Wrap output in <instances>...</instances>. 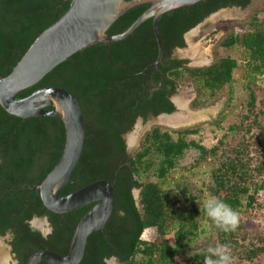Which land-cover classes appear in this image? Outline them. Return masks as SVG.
Segmentation results:
<instances>
[{
    "label": "trees",
    "instance_id": "obj_1",
    "mask_svg": "<svg viewBox=\"0 0 264 264\" xmlns=\"http://www.w3.org/2000/svg\"><path fill=\"white\" fill-rule=\"evenodd\" d=\"M68 0H0V72L6 75L33 39L67 8ZM251 8L244 21L224 22L227 30L214 44L215 58L203 67L182 65L170 58L173 48L184 46L183 33L211 12L230 5ZM148 4L126 10L107 32L125 29ZM206 23L205 26H210ZM162 58L156 67L141 73L157 55L151 19L142 22L122 40L96 43L71 55L36 84L17 93L25 96L39 87L57 85L79 101L85 138L71 179L60 194L71 192L97 178L108 179L114 188V210L104 227L89 235L79 264H103L115 255L118 264H177L176 256L189 250L190 240L213 228L216 247L227 244L232 261L260 264L264 254V0H205L173 9L159 19ZM219 49L236 50L237 56ZM238 73L235 78L234 74ZM188 79L195 89L192 109L213 101L219 91L236 79L246 92L245 113L228 126L215 144L206 147L189 138L200 125L167 128L154 125L146 131L131 157L125 155L122 134L137 116L174 110L170 96L177 84ZM229 103V102H228ZM60 119L40 115L20 118L0 106V235L11 231V250L17 263L49 248L62 251L59 242L70 241L73 229L91 206L65 213L47 210L35 189L57 161L63 147ZM188 149L197 151L194 161L181 170L212 160L207 189L210 196L228 204L238 214L248 213L259 225L249 229L239 217L235 231L225 232L194 204L187 186L175 182V167ZM138 187V202L132 188ZM178 192V195L176 192ZM187 202L190 205H187ZM121 213H123L121 215ZM46 215L52 230L46 236L31 228L29 219ZM261 217L263 221L258 218ZM154 227L156 238L141 233ZM171 236L173 241L167 238ZM208 247L187 253L182 264H205ZM65 250V249H64ZM41 264H48L42 260Z\"/></svg>",
    "mask_w": 264,
    "mask_h": 264
},
{
    "label": "water",
    "instance_id": "obj_2",
    "mask_svg": "<svg viewBox=\"0 0 264 264\" xmlns=\"http://www.w3.org/2000/svg\"><path fill=\"white\" fill-rule=\"evenodd\" d=\"M68 1L66 10L33 39L11 70L6 75L0 72V106L7 113L22 119L46 115L61 120L64 128L62 150L53 167L35 185V189L43 206L54 213L73 211L88 204L91 206L77 221L65 254L49 248L39 249L27 257L25 264H40L42 260L48 264H79L89 235L104 227L113 213L115 202L113 184L105 178H97L71 192L60 194L72 177L84 144V116L77 98L69 90L57 85L36 88L25 96H17V93L36 84L55 66L74 53L96 43L122 40L150 18L157 55L142 69L141 73L144 74L146 70L156 67L161 62L162 40L159 29L161 15L205 0ZM143 4L148 6L125 29L118 33L107 32L112 23L126 10ZM232 8L240 10L235 6ZM224 30L223 28L222 31ZM209 64L210 62L188 66L203 67ZM171 101L174 104L172 112L159 113L153 117L173 113L177 105L172 99ZM130 133L124 134L126 141ZM34 220L35 218L30 220V225L45 234V230L34 225ZM4 238L5 235L0 236L2 259L7 256V252H3Z\"/></svg>",
    "mask_w": 264,
    "mask_h": 264
},
{
    "label": "rangeland",
    "instance_id": "obj_3",
    "mask_svg": "<svg viewBox=\"0 0 264 264\" xmlns=\"http://www.w3.org/2000/svg\"><path fill=\"white\" fill-rule=\"evenodd\" d=\"M224 9H234V8L226 7L223 9H219L214 13L205 17L203 21H201L200 23L192 27L190 30H188L184 35L185 46L179 49H175L174 55L178 58H184V57L189 58V56L187 55V50L189 48V41L194 44L197 43L203 44L205 43V41H207L208 44L211 43V45L213 46L216 43V41L220 38V36L223 34V31H221L223 29L222 27H226V28L228 27V25L223 24L224 22L228 21L234 24L233 21H244L246 16L251 10V8L248 7L247 11L238 10L236 13L237 14L236 17L215 19L214 18L215 13ZM206 23H211V25L205 26ZM234 28L235 30H238L239 26L235 25ZM192 30H197L198 35L191 37L190 39H187L188 33L191 32ZM217 31H221L219 36L216 39L211 38L212 36H214V34H216ZM210 40L213 41L210 42ZM219 51L223 55L226 54H230L233 56L238 55V51L236 50L219 49ZM188 65H194V63L189 60ZM195 65H199V64H195ZM234 76L236 78L238 76V73H235ZM263 85H264V80L263 83L260 84V86ZM191 93L193 95L191 99H193V97L195 96V91L192 87V82L186 79L185 82L177 84L176 89L174 93L170 96V98L174 101V98L177 96H183L184 94L188 95ZM257 94L258 97H262L264 95V92L263 90L258 89ZM191 99L187 103V108L193 111L205 110V113L202 114L203 118L187 125L183 124L174 127H170L159 123H153L152 121L154 117H149L142 125H141V120L137 119L130 133V134L133 133V142L128 146L130 147L128 148L130 152L133 153L138 148L142 135L146 131L150 130V128L154 125H159L161 127H167V128H180V127H190L193 125H200L199 131L196 134L190 135L189 138L198 140L199 142H201V144L205 145L206 147H210L213 144H215L223 134H228L229 131L228 126L231 125L232 123L237 122L240 115L242 113H245L246 111V107H245L246 92L237 79L233 81L232 84L226 85L224 88H222L217 94V97L207 105H203L196 109H192L189 106V102L191 101ZM176 110L177 109H175V111ZM175 111L173 113H175ZM260 138H261V143L264 145V133L261 135ZM127 141H128V137H127ZM196 156H197L196 150L194 149L186 150L183 157L179 160L177 166L175 167L174 172L176 175L175 182L177 181L178 183H183L184 185H186L189 192L195 196V200H194L195 206L201 207L203 206V202L206 199L212 197L210 196L209 191L207 189V185L210 179L209 170L212 166V160L208 162H204L194 168L191 167L186 170H181L182 167H187L190 163H192ZM174 192H176V194L178 195L177 191L174 190ZM258 194L261 197V200H264V189L259 190ZM134 196L135 199L138 200L137 193H134ZM187 205H190V203L187 202ZM261 211L264 213V209H262ZM238 215L242 220H244L246 226L249 229L255 230V233L261 230V229L259 230V225H257V223L251 219L248 213L242 211ZM258 219L260 221H263L261 217H259ZM35 222H39V221L34 220V224ZM204 229H205L204 232L197 233L196 236L189 241L190 242V247L188 250L189 252L201 249L202 247H208V248L216 247L215 239L212 238L213 228L211 226L205 225ZM141 238L145 240L155 239L156 238L155 228L148 227L147 229H144L141 233ZM167 238L173 241V238L170 235L167 236ZM188 251L181 252L176 256L177 264H182L181 262L185 257H187ZM3 252L5 253V250ZM259 263L264 264V254L259 257ZM231 264H238V258L234 257V260L231 261Z\"/></svg>",
    "mask_w": 264,
    "mask_h": 264
},
{
    "label": "bare ground",
    "instance_id": "obj_4",
    "mask_svg": "<svg viewBox=\"0 0 264 264\" xmlns=\"http://www.w3.org/2000/svg\"><path fill=\"white\" fill-rule=\"evenodd\" d=\"M237 9H224L215 13V19H224L232 18L237 16ZM222 31V30H221ZM221 31H217L214 36L211 38L216 39ZM198 35L197 30H192L188 33V38ZM213 40H210L212 42ZM207 41L203 44H194L189 41V48L187 50V55L194 64H208L211 60V43L208 44ZM191 94H184L183 96H177L174 98V103L177 105V110L175 113L169 115L161 114L153 118V123H159L167 126H178V125H187L194 121H197L202 117V114L205 113V110L193 111L187 108L188 101L192 98ZM138 126V125H137ZM136 133V132H135ZM133 140V133L128 135V143H131ZM36 225L40 226L39 222H35Z\"/></svg>",
    "mask_w": 264,
    "mask_h": 264
},
{
    "label": "clouds",
    "instance_id": "obj_5",
    "mask_svg": "<svg viewBox=\"0 0 264 264\" xmlns=\"http://www.w3.org/2000/svg\"><path fill=\"white\" fill-rule=\"evenodd\" d=\"M204 211L207 217L225 232L235 231L239 226V215L225 202L215 197H209L203 202ZM123 213H121L122 215ZM6 239L12 238L9 231L5 234ZM205 257V264H231V248L227 244L219 245L215 248H208ZM117 257H104L103 264H116ZM9 258L0 259V264H8Z\"/></svg>",
    "mask_w": 264,
    "mask_h": 264
},
{
    "label": "flooded vegetation",
    "instance_id": "obj_6",
    "mask_svg": "<svg viewBox=\"0 0 264 264\" xmlns=\"http://www.w3.org/2000/svg\"><path fill=\"white\" fill-rule=\"evenodd\" d=\"M232 6H235V7H238V8H240V10H242V11H244V9H248V6L246 5V6H241V5H238V4H236V5H230V6H225V7H232ZM225 7H220V8H218V9H221V8H225ZM217 9V10H218ZM217 10H215V11H217ZM214 12V11H213ZM212 13V12H211ZM208 16V15H207ZM206 16V17H207ZM205 19V18H204ZM203 19V20H204ZM202 20V21H203ZM200 23V22H199ZM198 24V23H197ZM196 24V25H197ZM194 27V26H193ZM192 28V27H191ZM191 28H189L188 30H190ZM222 28H224L225 30L223 31V33L227 30V28L226 27H222ZM188 30H186L184 33H183V39H184V35H185V33L188 31ZM184 46H185V39H184ZM184 46H182V47H184ZM182 47H178V46H176V47H174L173 48V50H172V52L170 53V58L172 59V58H177V59H182L184 62L182 63V65H185V66H188V61L190 60L188 57H184V58H178V57H176L175 55H174V50L175 49H179V48H182ZM214 45L212 46V48H211V53H212V56H211V62L210 63H212L213 62V60H214V58H215V52H214ZM211 55V54H210ZM191 61V60H190ZM190 81V80H189ZM192 87H193V89H194V86H193V84H192ZM194 91H195V89H194ZM196 95V94H195ZM195 97V96H194ZM193 97V98H194ZM170 98V97H169ZM171 100V99H170ZM192 100V99H191ZM154 115H149L146 119H143L141 116H137L136 117V119H135V121H134V123H133V125H132V128L131 129H129L127 132H131V130L133 129V127H134V124H135V122H136V120L138 119V120H141V125L142 124H144L145 123V121L149 118V117H153ZM138 130V129H137ZM127 132H125V133H123L122 134V137H123V139H124V144H125V155H126V157H131L134 153H135V151L133 152V153H131L130 152V150L128 149V148H130V147H128L132 142H133V140H132V142L131 143H128L127 141H126V139L124 138V134H126ZM140 144V143H139ZM138 192H139V188L138 187H134V188H132V195H133V197H134V199H135V196H134V193H137V197H138ZM135 202H136V204H137V202H138V200H136L135 199ZM35 218V221H39V223H40V227H41V229H43V230H45L46 231V233L45 234H43L39 229H36V230H38L41 234H42V236H46L47 234H49L50 232H51V230H52V226H51V224H50V222H49V220H48V218H47V216L46 215H41V216H33L32 218H30L29 219V222H30V220L32 221V219H34ZM44 221V222H43ZM42 222V223H41ZM29 225H30V223H29ZM35 225V224H34ZM31 226V225H30ZM36 226V225H35ZM37 227H39V226H37ZM39 227V228H40ZM31 228H33L32 226H31ZM33 229H35V228H33ZM6 233H8V231L6 232ZM5 233V234H6ZM5 234H3V235H0V236H4ZM10 241H11V239H6V238H4L3 239V243H4V248H3V250H5V252H7V256L5 257V258H9V260H8V264H16L17 263V259H16V256H15V253L14 252H12V250H11V245H10ZM59 246L61 245V247H62V250H63V252H67V250H68V246H69V243L68 242H64V241H62V242H59V244H58ZM65 249V250H64ZM58 252V251H57ZM59 253H61V254H65V253H62V251L60 252L59 251ZM0 259H2V257L0 258ZM42 262V261H41ZM45 262V261H44ZM102 263H103V258H102ZM116 263H118V260L116 261ZM41 264V263H40ZM93 264H97V262L96 263H93Z\"/></svg>",
    "mask_w": 264,
    "mask_h": 264
}]
</instances>
